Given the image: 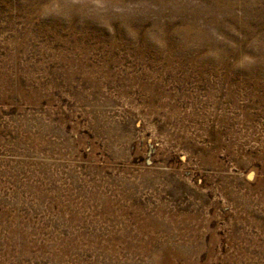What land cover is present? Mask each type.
I'll use <instances>...</instances> for the list:
<instances>
[{
    "label": "rangeland",
    "instance_id": "obj_1",
    "mask_svg": "<svg viewBox=\"0 0 264 264\" xmlns=\"http://www.w3.org/2000/svg\"><path fill=\"white\" fill-rule=\"evenodd\" d=\"M0 264H264V0H0Z\"/></svg>",
    "mask_w": 264,
    "mask_h": 264
}]
</instances>
